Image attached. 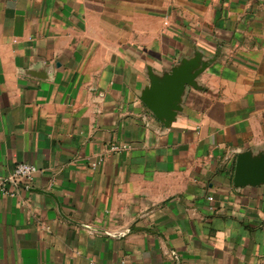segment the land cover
I'll return each mask as SVG.
<instances>
[{"label":"crops","instance_id":"0c3cea01","mask_svg":"<svg viewBox=\"0 0 264 264\" xmlns=\"http://www.w3.org/2000/svg\"><path fill=\"white\" fill-rule=\"evenodd\" d=\"M198 52L165 126L148 68ZM243 151L264 152V0H0V179L39 169L0 182V264H264Z\"/></svg>","mask_w":264,"mask_h":264},{"label":"water","instance_id":"95a60500","mask_svg":"<svg viewBox=\"0 0 264 264\" xmlns=\"http://www.w3.org/2000/svg\"><path fill=\"white\" fill-rule=\"evenodd\" d=\"M201 54L182 59L162 74L148 68V86L141 93V100L152 114L165 126H169L181 112L186 87L196 86V77L208 66ZM235 187L264 185V152L253 156L249 151L237 154L233 171Z\"/></svg>","mask_w":264,"mask_h":264},{"label":"built area","instance_id":"2783aa9c","mask_svg":"<svg viewBox=\"0 0 264 264\" xmlns=\"http://www.w3.org/2000/svg\"><path fill=\"white\" fill-rule=\"evenodd\" d=\"M111 150H117L119 149V146L111 145ZM94 166V164L92 165ZM39 172V169L28 162H21L17 163L7 177L1 178L0 182L2 183H10L14 186H18L20 184H23L25 187H30L31 183L35 177V175ZM0 189H3V187H0Z\"/></svg>","mask_w":264,"mask_h":264}]
</instances>
